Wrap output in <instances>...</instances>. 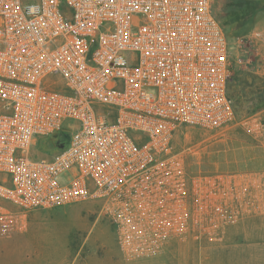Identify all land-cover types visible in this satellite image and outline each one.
I'll use <instances>...</instances> for the list:
<instances>
[{
	"label": "built area",
	"instance_id": "obj_1",
	"mask_svg": "<svg viewBox=\"0 0 264 264\" xmlns=\"http://www.w3.org/2000/svg\"><path fill=\"white\" fill-rule=\"evenodd\" d=\"M215 1L0 0V200L30 212L104 198L123 250L155 246L147 208L164 180L183 182L174 136L234 117ZM66 122L67 146L36 159Z\"/></svg>",
	"mask_w": 264,
	"mask_h": 264
},
{
	"label": "rangeland",
	"instance_id": "obj_2",
	"mask_svg": "<svg viewBox=\"0 0 264 264\" xmlns=\"http://www.w3.org/2000/svg\"><path fill=\"white\" fill-rule=\"evenodd\" d=\"M239 1L214 4L230 36L228 93L236 114L224 127L183 128L174 136L170 157L182 170L181 187L164 180L154 196L146 194L154 198L148 212L161 220L157 244L123 250L104 198L33 212L0 200L11 212L0 218L2 264H264V250L256 249L264 243V40L245 32L251 21L241 27L247 10ZM45 139L32 148L42 161L58 151ZM202 225L208 229L196 237ZM15 235L16 253L9 246Z\"/></svg>",
	"mask_w": 264,
	"mask_h": 264
},
{
	"label": "crops",
	"instance_id": "obj_3",
	"mask_svg": "<svg viewBox=\"0 0 264 264\" xmlns=\"http://www.w3.org/2000/svg\"><path fill=\"white\" fill-rule=\"evenodd\" d=\"M261 1L264 2V0H261ZM239 2H241L244 5V9L247 10V12L249 11L248 13L244 12L242 14L245 17V19L243 20L241 27H243V24H247V23H249V21H251V23H254L252 29H250L249 31H245V32H248V35L252 38H256L257 40H264V19L262 18L260 21L258 20L259 22H257L256 18H255V17L259 16V13L257 12L260 9L259 8V0H240ZM247 6L249 8H247ZM263 6H264V4H263ZM17 239L18 238L15 235L14 239H11L12 242L13 241L14 242L9 244L10 250L13 249V252L15 251V253L17 250H19ZM257 246L258 247H256V249L261 248L264 250V243H260V244L258 243ZM0 257H1V246H0ZM11 262H12V260H11ZM11 262H10V264H12ZM0 264H2L1 260H0ZM13 264H18V263L16 261ZM19 264H26V263L20 262ZM256 264H259V262L256 261Z\"/></svg>",
	"mask_w": 264,
	"mask_h": 264
},
{
	"label": "trees",
	"instance_id": "obj_4",
	"mask_svg": "<svg viewBox=\"0 0 264 264\" xmlns=\"http://www.w3.org/2000/svg\"><path fill=\"white\" fill-rule=\"evenodd\" d=\"M216 3L218 2V0H216L215 1ZM215 4V3H214ZM212 13H213V15L220 21V23H221V25L223 26V28H224V32H225V34H226V38H227V41H229V39H230V36L228 35V31H226V27H225V25L221 22V20H220V18H223L224 17V13L223 14H220L219 16L216 14V9H215V5L213 6V8H212ZM228 44H229V42H228ZM229 50H230V47H229ZM229 81H230V79H229ZM229 81H228V83H227V94H228V97L230 98V95H229V93H228V84H229ZM232 84V83H231ZM231 99V98H230ZM233 111L235 112V114H236V111H235V109H234V106H233ZM50 140L51 139V141H52V146L55 148V149H63V148H65L66 146H67V144H68V140H69V134L68 133H66V132H64V131H60V132H58V133H56V134H54V135H52V136H50V137H48L47 139H45V140ZM53 139V140H52ZM37 143H39V142H37Z\"/></svg>",
	"mask_w": 264,
	"mask_h": 264
}]
</instances>
